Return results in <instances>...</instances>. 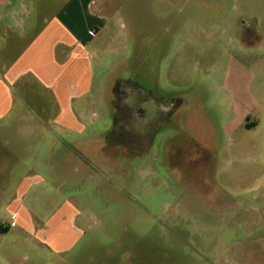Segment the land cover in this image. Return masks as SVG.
Segmentation results:
<instances>
[{"label": "rangeland", "instance_id": "rangeland-1", "mask_svg": "<svg viewBox=\"0 0 264 264\" xmlns=\"http://www.w3.org/2000/svg\"><path fill=\"white\" fill-rule=\"evenodd\" d=\"M28 1L0 0L2 45ZM115 2L83 104L91 142L53 134L26 180L23 204L57 214L64 241L5 229L16 169L0 180V264H264V0Z\"/></svg>", "mask_w": 264, "mask_h": 264}, {"label": "crops", "instance_id": "crops-1", "mask_svg": "<svg viewBox=\"0 0 264 264\" xmlns=\"http://www.w3.org/2000/svg\"><path fill=\"white\" fill-rule=\"evenodd\" d=\"M22 5L27 15L25 29L7 46L2 45L5 39L0 36V180H12L14 170L24 169L19 177L22 181L15 187L16 198L8 205L13 218L5 229L18 226L27 230L38 223V232L56 233L46 235V240L51 236L59 245L64 239L59 220H53L57 214L40 221L23 204L30 185L26 180L42 179L34 171L33 154L39 146L49 152L58 143L53 134L61 138L72 135L85 147L91 142V137L82 138L90 115L83 104L94 83L92 58L103 51L101 38L109 31L117 7L115 0H29ZM248 19L257 31V17ZM22 39L26 43L15 51ZM6 50L13 52L7 54ZM31 121H37L40 129ZM43 136L52 137L34 146V139ZM61 145L59 150L64 152L65 143Z\"/></svg>", "mask_w": 264, "mask_h": 264}, {"label": "flooded vegetation", "instance_id": "flooded-vegetation-1", "mask_svg": "<svg viewBox=\"0 0 264 264\" xmlns=\"http://www.w3.org/2000/svg\"><path fill=\"white\" fill-rule=\"evenodd\" d=\"M117 99H118V98L116 97V98H115V101H116ZM118 101H119V99L117 100V102H118ZM117 102H116V103H117ZM117 109H118V110L120 109V105H118ZM139 112H140V113H139ZM143 113H144L143 110H141V109L138 110V114L142 115Z\"/></svg>", "mask_w": 264, "mask_h": 264}, {"label": "built area", "instance_id": "built-area-1", "mask_svg": "<svg viewBox=\"0 0 264 264\" xmlns=\"http://www.w3.org/2000/svg\"><path fill=\"white\" fill-rule=\"evenodd\" d=\"M10 224H11V225H14V224H15V221H11Z\"/></svg>", "mask_w": 264, "mask_h": 264}]
</instances>
